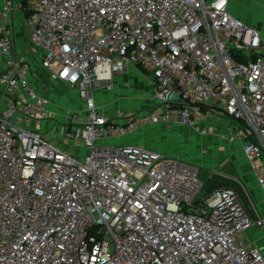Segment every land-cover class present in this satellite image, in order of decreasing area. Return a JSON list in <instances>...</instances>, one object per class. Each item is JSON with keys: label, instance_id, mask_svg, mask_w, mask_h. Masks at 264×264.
<instances>
[{"label": "built area", "instance_id": "obj_1", "mask_svg": "<svg viewBox=\"0 0 264 264\" xmlns=\"http://www.w3.org/2000/svg\"><path fill=\"white\" fill-rule=\"evenodd\" d=\"M17 14L49 78L83 102L67 116L84 160L40 132L51 100L13 54ZM263 49L229 0H0V264H264L245 237L264 216L253 221L235 187L206 191L179 156L104 143L145 125L194 127L209 102L240 122L264 190ZM131 65L153 73L163 105L102 112L94 88Z\"/></svg>", "mask_w": 264, "mask_h": 264}, {"label": "crops", "instance_id": "obj_2", "mask_svg": "<svg viewBox=\"0 0 264 264\" xmlns=\"http://www.w3.org/2000/svg\"><path fill=\"white\" fill-rule=\"evenodd\" d=\"M255 2L258 3L259 5H262V7H257V8L251 7L253 6L252 3ZM255 2L251 0H229V10L233 14L240 17L248 25L256 28L259 31L260 36L264 43V7H263L264 0L263 2L260 0L259 2L255 0ZM14 21H15V35H14V43H13L14 45L12 51L13 54H18L19 56L26 58L31 63V70L29 72L30 82L38 89L39 92L44 93L46 95L51 93V90L47 88V84L50 81L57 85H59L60 83L68 85L65 82L60 81L58 79L49 78L48 70L43 68L41 64L42 63L41 49L32 47L29 44V29L24 23L23 18L21 17L20 14H17L14 17ZM260 54H264V49L260 51ZM39 63L41 67L39 66ZM35 65H37L38 71L34 70L33 66ZM3 66H4V60L0 54V71L3 69ZM136 68L137 65H131L123 73L114 74L112 78V83H113L112 88L108 89L105 86H103L108 91L112 92L113 90H115L113 92L115 94L113 95L116 96V94H118L119 100L126 99L130 101L129 104L131 106L125 108L131 110L135 109V106L137 105L135 99L136 97H138V94L140 93L138 91L139 87L135 85L136 80H132L133 78H135L137 74H139L138 72H136ZM152 79H154L155 81L154 75ZM54 90L56 89L54 88L52 91ZM150 90H151L150 91L151 96H154V98L156 99L157 97H156V92H155L156 89L154 82L150 86ZM3 93H4L3 91H0V101L6 103L7 99L5 98V95ZM106 98L108 101L105 100V102L111 103L115 100V98L114 99H109L108 97ZM143 101L145 102V104L148 103L146 99H144ZM96 102L99 108H101V111L104 112L102 110L101 105L99 104L101 103V100L100 101L97 100L96 97ZM51 105H50V110L52 111ZM144 110L145 109H141L140 111H144ZM220 110L221 109H219L216 106H213L209 102L200 104L195 110L196 119L198 120L197 123L199 124L200 122L205 127L217 129V131L209 130L205 132H197L195 133L196 134L195 136L193 137L189 136V139L192 140L193 146L196 149L193 150H195V152L197 151L198 154L205 151L204 144L206 140L210 142L213 141L214 143H218L220 147L218 148V150H220L221 154H223L222 157L224 159H227L228 162L232 165L231 166L232 168L229 166L227 172L219 173L218 169L207 168L206 171H203L200 166L196 165L195 163L192 164L199 167V175L201 176V179L207 183H211L212 181H228L239 185V187H241L244 196V198H242V196L240 195L241 199L246 207L248 215L254 221L256 220L257 217L264 216V190L260 186L254 171L251 169L249 161L244 156L243 145L245 142V138L242 135V127L240 125V122L228 116L224 112L222 113L223 115L220 114L221 113ZM135 111L137 110L135 109ZM164 124L172 125L173 126L172 128L174 130L176 129L181 131V129L188 128L187 126L178 125L174 123H159L155 126L151 125V127H158V126L160 127L161 125ZM180 158L183 160L182 157ZM187 163L191 164V162H187ZM245 237H247L246 239L250 241L251 244L259 247L264 252L263 227L254 224L251 225L247 229V232L245 233Z\"/></svg>", "mask_w": 264, "mask_h": 264}, {"label": "rangeland", "instance_id": "obj_3", "mask_svg": "<svg viewBox=\"0 0 264 264\" xmlns=\"http://www.w3.org/2000/svg\"><path fill=\"white\" fill-rule=\"evenodd\" d=\"M251 1L255 2V0ZM256 1L259 2V0ZM260 1L263 2V0ZM252 4L253 6L251 7L253 8L262 7V5H259L256 2ZM39 66L41 67L40 63ZM33 67L35 71H38L37 65ZM136 72H138L139 74H137L132 80H136L135 85L139 87L138 91L140 93L135 99V102H137L135 109L137 111H140L141 109L146 110L151 109L155 106H162L163 101L161 100V98L157 96V98L155 99L154 96H151L150 86L154 82V79H152L153 74L148 69H144L138 65L136 68ZM47 88L51 90V93H49L48 96L52 104V111L50 110L52 118H48L41 123L40 132L44 136H46V139L50 144L58 147L63 152L72 155L76 159L84 160L85 156L88 154V149H86V146L80 139L71 138L69 134L70 131H68V129L71 128L72 131H76L77 126L72 124L67 116V110L69 108L76 109L82 107L83 102L79 98L80 96L72 87L62 83L57 85L50 81L47 84ZM54 88L56 90L52 91ZM104 88L105 87H103V85L96 86L94 88L93 94L95 96V99L97 97V100H101V103L99 104L101 105L102 110L105 113L117 116L121 113L137 112L135 111V109L131 110L125 108L131 106L129 104L130 101L126 99L119 100L118 94H116V96L113 95L115 94L113 93L115 90L111 92ZM0 91H3L2 88H0ZM169 96L170 94L167 95V98H169ZM106 97H108L109 99L115 98V100L111 103L105 102V100H107ZM144 99L147 100V104H145V102L143 101ZM220 111V114L224 112L223 110ZM197 122L198 120L196 121L194 127L181 129V131L176 129L174 130L172 128L173 126L169 124H164L160 127H151V125H145L123 136H109L104 140V143L112 145H143L149 149L160 151L168 155L177 154L175 156L182 157L184 161L191 162V164L195 163L196 165L200 166L203 171H206L207 168H215L219 170V173L227 172L229 166L231 167L232 165L228 162L227 159H224L222 157L223 154H221L220 150H218V148H220L218 143L206 140L204 144L205 151L201 152L202 154H198L197 151L195 152L196 149L193 146L192 140L189 139V136L193 137L197 132H205L209 130L217 131V129L205 127L200 122L199 124ZM64 128L65 130H63Z\"/></svg>", "mask_w": 264, "mask_h": 264}, {"label": "water", "instance_id": "obj_4", "mask_svg": "<svg viewBox=\"0 0 264 264\" xmlns=\"http://www.w3.org/2000/svg\"><path fill=\"white\" fill-rule=\"evenodd\" d=\"M222 185H231L233 187L236 188V190L240 193V195L242 196V198H244L241 187H239V185H237L236 183H232V182H228V181H212L206 191L211 190L213 187H217V186H222Z\"/></svg>", "mask_w": 264, "mask_h": 264}, {"label": "trees", "instance_id": "obj_5", "mask_svg": "<svg viewBox=\"0 0 264 264\" xmlns=\"http://www.w3.org/2000/svg\"><path fill=\"white\" fill-rule=\"evenodd\" d=\"M208 185H209V183L207 184V186H206V187H208Z\"/></svg>", "mask_w": 264, "mask_h": 264}, {"label": "bare ground", "instance_id": "obj_6", "mask_svg": "<svg viewBox=\"0 0 264 264\" xmlns=\"http://www.w3.org/2000/svg\"><path fill=\"white\" fill-rule=\"evenodd\" d=\"M103 69V68H102Z\"/></svg>", "mask_w": 264, "mask_h": 264}]
</instances>
